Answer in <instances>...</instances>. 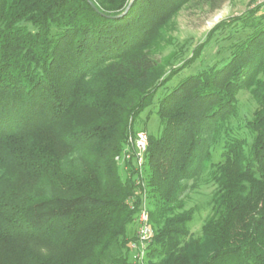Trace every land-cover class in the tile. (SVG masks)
<instances>
[{
  "label": "trees",
  "instance_id": "trees-1",
  "mask_svg": "<svg viewBox=\"0 0 264 264\" xmlns=\"http://www.w3.org/2000/svg\"><path fill=\"white\" fill-rule=\"evenodd\" d=\"M192 1L0 0V264H134L127 227L144 194L148 261L264 264V11L224 64L160 93L141 175L118 173L135 121L177 72L163 78L151 49ZM244 87L258 105L249 145L226 127ZM221 134L211 216L184 241L180 197Z\"/></svg>",
  "mask_w": 264,
  "mask_h": 264
},
{
  "label": "rangeland",
  "instance_id": "rangeland-1",
  "mask_svg": "<svg viewBox=\"0 0 264 264\" xmlns=\"http://www.w3.org/2000/svg\"><path fill=\"white\" fill-rule=\"evenodd\" d=\"M257 8L261 11H257ZM263 11L264 0H195L179 9L162 28L156 44L151 49L154 58L162 68L163 78H166L171 70L177 71L176 75L165 83L164 90L160 89L157 92L154 104L140 114L134 123L133 134L130 136L145 134L147 149L149 136L155 137L160 133L158 119L154 113L155 103L160 93L169 90L189 75L224 64L229 59L233 46L243 40L248 33L245 27L248 24L245 23L246 17L250 15L256 22ZM237 20L239 22L231 25ZM195 50L200 53L199 57L179 71L181 66L193 57ZM234 99L236 113L229 119L226 127L232 131L234 137L244 140L249 145L252 137L246 128V123L253 119L258 105L251 96L250 90L245 87L235 94ZM223 142L224 135L221 134L217 140L209 144V162L203 164L197 177L187 182L186 189L180 197L183 203L182 210L192 212V220L187 224L188 236L184 241L199 238L202 227L211 216V200L216 191L213 165L224 161ZM127 152H130L129 145L124 146L117 159L118 173L122 180L128 178L131 168V161L126 158ZM142 188L146 192L144 183ZM146 196V194L143 195L142 201L147 202ZM136 218L134 223L127 227L129 236L136 234ZM134 256L130 248L129 260L137 264ZM160 263L161 259L154 258L148 261L147 256L143 262V264Z\"/></svg>",
  "mask_w": 264,
  "mask_h": 264
},
{
  "label": "built area",
  "instance_id": "built-area-1",
  "mask_svg": "<svg viewBox=\"0 0 264 264\" xmlns=\"http://www.w3.org/2000/svg\"><path fill=\"white\" fill-rule=\"evenodd\" d=\"M127 145H129L130 152L126 153V158L131 161L130 164L132 169L135 170L138 175H141L144 154L146 152L147 136L143 133L137 134L135 137L129 136ZM136 222V242L132 243L130 248L135 254V262L137 264H143L152 237V229L148 220L147 205L144 201L141 203Z\"/></svg>",
  "mask_w": 264,
  "mask_h": 264
},
{
  "label": "water",
  "instance_id": "water-1",
  "mask_svg": "<svg viewBox=\"0 0 264 264\" xmlns=\"http://www.w3.org/2000/svg\"><path fill=\"white\" fill-rule=\"evenodd\" d=\"M133 1H134V0H133ZM131 3H132V1H130V2H129V4H128V6H127L126 10L123 12V14H122V15L126 14V12L128 11V9H129V7H130ZM90 5H91V7H92L93 9H95V7H94V5H93L92 3H90ZM122 15H121V16H122Z\"/></svg>",
  "mask_w": 264,
  "mask_h": 264
}]
</instances>
